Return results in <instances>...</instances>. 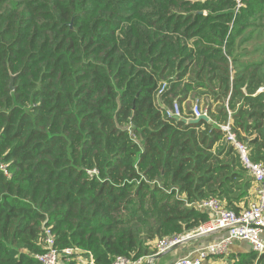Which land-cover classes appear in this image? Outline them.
<instances>
[{"label": "trees", "instance_id": "obj_1", "mask_svg": "<svg viewBox=\"0 0 264 264\" xmlns=\"http://www.w3.org/2000/svg\"><path fill=\"white\" fill-rule=\"evenodd\" d=\"M263 15L264 0H0V264H39L49 237L94 264L136 261L207 225L200 202L246 208L222 127L264 166V84L238 55ZM191 97L210 122L166 116L191 119Z\"/></svg>", "mask_w": 264, "mask_h": 264}, {"label": "built area", "instance_id": "obj_2", "mask_svg": "<svg viewBox=\"0 0 264 264\" xmlns=\"http://www.w3.org/2000/svg\"><path fill=\"white\" fill-rule=\"evenodd\" d=\"M235 1L238 2L239 0ZM262 94L264 96V89H262ZM199 109L196 104L193 106L191 119L207 116L206 111L202 112ZM166 116L173 119L181 118L178 106L174 105L172 109H169ZM222 130L226 133L227 140L236 150L243 168L252 177L256 185L255 199L239 214L225 210L215 199L200 202L197 205V210L207 212L214 216L213 219L207 225L187 233L185 237L161 239L154 242L156 255L162 254L184 239L198 234L223 232V237L217 243L195 250L193 256L186 255L172 264H204L211 257H225L229 253V248L233 242H245L251 245L253 251L257 253L264 252V166L251 162L248 148L235 140L227 125L222 127ZM0 171L3 172L4 176H9L5 167L1 164ZM45 243L47 252L37 257L39 264H60L63 261L75 262L76 264H94L89 253L75 248L65 249L61 252L53 250V242L50 237L47 238ZM83 255H86L87 258L85 259ZM149 259L151 257L132 261L117 257L114 259L113 264H143Z\"/></svg>", "mask_w": 264, "mask_h": 264}, {"label": "crops", "instance_id": "obj_3", "mask_svg": "<svg viewBox=\"0 0 264 264\" xmlns=\"http://www.w3.org/2000/svg\"><path fill=\"white\" fill-rule=\"evenodd\" d=\"M258 24L260 27L256 29V33H255L254 41H253V49L248 50L250 49L249 46H251L252 43L245 44L239 48L238 55L242 56L240 57L242 61H245L246 63H251V65L253 66L252 70L255 71V77L260 79V81L258 82L261 85V84H264V19L262 21H259ZM235 74H236V70L232 71L231 75L234 76ZM262 89H264V87L259 88L256 91L255 95L258 93H262ZM193 100H198V99L191 97L189 100L182 103V105L180 106L181 107L180 109L182 110V115H185L186 109H188L189 111L192 110L193 108L192 104L194 103ZM200 100L201 98L198 100V102H200ZM215 106L216 105L214 104L212 107L213 110H215ZM238 106H239V103L237 104V107ZM229 115H230V112H229ZM182 118L183 117H181V119ZM230 121L231 119L229 118V122ZM246 177L248 180L251 181V189L249 191V197L247 200L249 204L255 199L256 185L252 177L248 173ZM213 217L214 216L210 215L211 220L213 219ZM222 237H223V232H217L203 239H199V240H195L191 242H185L181 244L180 246H178L177 248L171 250L167 255L163 256V257H166L167 260L163 261L161 257L156 260H152V259L146 260L143 264H172L177 259L184 257L185 254L193 256L195 250L203 248L210 244L217 243ZM263 241H264V235H263ZM247 245L248 244L245 242H233L229 248V252L237 253V252L247 250V247H248ZM83 256L85 259L87 258L86 255H83ZM60 264H66V261H63ZM211 264H217V263L212 262Z\"/></svg>", "mask_w": 264, "mask_h": 264}, {"label": "water", "instance_id": "obj_4", "mask_svg": "<svg viewBox=\"0 0 264 264\" xmlns=\"http://www.w3.org/2000/svg\"><path fill=\"white\" fill-rule=\"evenodd\" d=\"M11 84H12V83H10V87H9L10 90H12V88H11ZM175 120H177V121L180 120V121H183V122H185V123H187V124H197V123H200V122H206V123L209 122V118H208L206 115H204V116H200V117H198V118H196V119L183 120V119H181V118H175ZM212 234H214V233H212V232H206V233H202V234H198V235H195V236H191V237H189V238H186V239H184L183 241H181L180 243L174 245V246H173L172 248H170L168 251H166V252H164V253H162V254H159V255L153 256V257H151V259H152V260H156V259H158V258H161V257L167 255L171 250L177 248L178 246H180L181 244H183V243H185V242H191V241H195V240L203 239V238H206V237L211 236ZM247 244H248V243H247ZM247 246H248V247H247V251H251V250H252L251 245L248 244ZM184 256H186V254H185Z\"/></svg>", "mask_w": 264, "mask_h": 264}, {"label": "rangeland", "instance_id": "obj_5", "mask_svg": "<svg viewBox=\"0 0 264 264\" xmlns=\"http://www.w3.org/2000/svg\"><path fill=\"white\" fill-rule=\"evenodd\" d=\"M10 77H11V82L10 83H12L11 84V88H12V90H14L16 84H15V81H13V76H10ZM195 104H196V102H194L192 105L194 106ZM206 105H208V100L206 98H204V97L203 98L201 97V100L198 103V106H200V109L199 110H201L202 112H204ZM185 236L186 235H183L182 237H185ZM162 260L165 261L167 259H166V257H162ZM212 262H213V260H209V262H205L204 264H211Z\"/></svg>", "mask_w": 264, "mask_h": 264}]
</instances>
